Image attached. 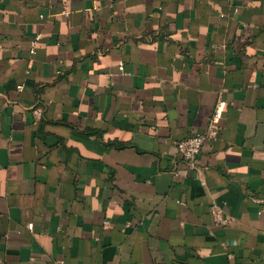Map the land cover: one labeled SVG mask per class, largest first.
Masks as SVG:
<instances>
[{"label":"crops","instance_id":"crops-1","mask_svg":"<svg viewBox=\"0 0 264 264\" xmlns=\"http://www.w3.org/2000/svg\"><path fill=\"white\" fill-rule=\"evenodd\" d=\"M0 264H264V0H0Z\"/></svg>","mask_w":264,"mask_h":264},{"label":"built area","instance_id":"built-area-1","mask_svg":"<svg viewBox=\"0 0 264 264\" xmlns=\"http://www.w3.org/2000/svg\"><path fill=\"white\" fill-rule=\"evenodd\" d=\"M221 105L215 107L210 122L202 133H198L175 143V153L172 157L173 168L178 164L187 167H194L197 156L201 153L205 143L216 141L218 138L217 120L220 117ZM38 113V111H36ZM211 217L217 225L225 226L230 223V219L224 215V212L217 203L210 204Z\"/></svg>","mask_w":264,"mask_h":264}]
</instances>
